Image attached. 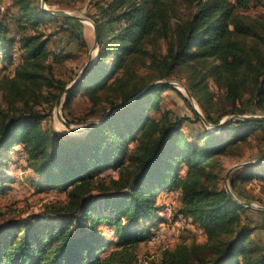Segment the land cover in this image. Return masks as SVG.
Returning a JSON list of instances; mask_svg holds the SVG:
<instances>
[{
	"label": "trees",
	"instance_id": "1",
	"mask_svg": "<svg viewBox=\"0 0 264 264\" xmlns=\"http://www.w3.org/2000/svg\"><path fill=\"white\" fill-rule=\"evenodd\" d=\"M182 1L193 6L186 18L178 14ZM10 3L16 12L0 17V91L11 106L0 117V194L14 182L9 154L18 146L36 186L64 192L66 201L46 217L0 225V264H136V248L164 222L158 195L173 190L179 192L176 215L190 219L206 240L163 249L153 264H264V246L242 216L248 208L219 185L220 157L264 130V119H235L208 130L181 94L192 117H170L161 111V95L178 90L163 81L85 135L61 138L42 126L49 114L37 109L56 103L67 86L53 74L58 56L39 25L54 22L55 30L68 31L70 17L51 14L31 0ZM89 4L97 54L65 96L67 120L78 97L89 102L84 119L101 118L154 80H180L177 71L183 70L187 89L212 125L229 114H247L246 103L264 108V22L245 19L249 0ZM68 36L87 47L79 32L71 29ZM159 39L166 45L164 55L146 48ZM141 67L148 72L140 73ZM208 79L223 90L229 109L216 110ZM185 126L192 130L184 132ZM253 167L245 166L243 177L231 176V187L237 180L264 181V162ZM109 171L117 178L103 176ZM102 225L112 229L114 240Z\"/></svg>",
	"mask_w": 264,
	"mask_h": 264
},
{
	"label": "rangeland",
	"instance_id": "2",
	"mask_svg": "<svg viewBox=\"0 0 264 264\" xmlns=\"http://www.w3.org/2000/svg\"><path fill=\"white\" fill-rule=\"evenodd\" d=\"M31 1L35 4H38L40 8H42L41 0ZM89 1L90 0H49V2L46 3L44 0V8L47 12L58 15L52 13L51 11L61 10L70 14L67 16L70 17L67 25L70 26V30L73 29L74 31L79 32L87 45L86 48H83L77 38L68 36V31L70 30L63 32L55 30L56 25L54 22L47 23L46 25H39V28L44 30L46 34L50 36L48 48L51 50L54 56H58V62L52 63L53 74L56 78L66 82L67 86H69L78 76L79 72L86 64L88 56L90 55L93 48V27L90 22L79 19L82 16L89 18V15L93 12V8L90 6ZM0 5H3L4 7V11L0 12V17L5 15L6 12L9 14L16 12V9L11 6L10 0H0ZM192 9L193 6L185 4L184 2L180 3L178 8L179 17L186 18L187 15L192 12ZM243 15L245 19L250 22H264V0H249V6L247 10L243 12ZM59 22H63V18H60ZM11 34L15 38L18 36V33L15 31L13 26L11 27ZM146 48L148 50H153L157 53H160L161 55L166 53V45L162 39L155 41L151 46L147 45ZM16 54V56L14 55V57H16L14 62L15 64L18 61V53ZM96 54L97 48L95 51H92V63ZM145 72H148V69L141 67L140 73L145 74ZM177 75H179L180 80L175 78L170 80H154V82L158 83H162L163 81H166V83L170 82L167 84L178 90L177 92L176 90L169 89L162 93L160 100L161 111L167 112L170 117H192V111L182 97L184 96L187 98L185 91L177 84L181 83L186 87V84L188 83V71H177ZM208 84L209 90L214 95L213 100L216 101V110L220 112L229 109V103L226 102L223 97V90L216 86L213 79H208ZM64 94L65 90L59 96V100H61L60 112L63 119L71 124L70 128H66L57 118L55 108L57 102L51 106L42 105L37 107L38 111L41 113L49 114L46 119L42 121V126L44 128H50L55 135L61 138L81 137L86 134V130L83 132H74L72 130L84 129L85 127L92 126L94 124L93 121L99 120L100 118L98 116H92L84 119L85 113L89 108V102L85 97H78L75 103L72 105L71 115H69L67 120L64 114L65 112L63 111V103L65 99V97H63ZM188 101L190 102L189 99ZM19 105L20 103H16V106ZM244 106L249 110L247 114H229L223 119L230 116H236L234 120L247 118L264 119L263 107H260L255 103H246ZM10 107L11 106L7 103L6 98L0 91V117L2 116L1 112H9ZM201 125H203L208 130L214 131L217 129L206 126L202 120ZM201 125L199 123L195 124L196 127ZM183 130L184 132H190L192 129L185 126ZM9 155L11 157L9 166L12 168V171H9L8 174L14 177V182L10 184V188L6 190L5 194H0V225L10 220L15 222L27 221L33 218V216L46 217L48 216L47 214L54 208L65 203L66 197L64 192L57 190H44L36 186L38 181L37 177L26 165L25 155L20 147L16 146ZM220 162L222 169L219 173V185L224 188L227 170L235 164L246 163L232 171L227 179V182L236 198L244 202H252L256 205L255 207L244 206L248 209L242 213V216L249 224L251 230H253L252 237L257 239L264 246V181L254 178L248 182L241 183L237 180L235 188H232L230 185L231 176L243 177L245 175V166L252 165V169H254L253 166L264 162V130H259L257 133L250 135L245 142L237 143L227 155L220 157ZM103 176H112L117 178V173L115 171H109ZM178 198L179 192L175 190L159 193L158 203L160 208H162L166 202H172V211L169 215L162 214L164 222L158 225L156 229L150 231L148 234L149 238L138 245L136 248V264L156 263L159 260L163 249H171L176 244L181 242H185L187 244L193 241L197 243L205 242V235L199 228L194 226V224L192 225L190 223L188 225H183L180 223V218L182 217L176 215L175 211L178 206ZM101 227L103 229L104 235L108 239H115L114 232L110 227L106 225H102ZM151 232H154V234L152 235Z\"/></svg>",
	"mask_w": 264,
	"mask_h": 264
},
{
	"label": "water",
	"instance_id": "3",
	"mask_svg": "<svg viewBox=\"0 0 264 264\" xmlns=\"http://www.w3.org/2000/svg\"><path fill=\"white\" fill-rule=\"evenodd\" d=\"M41 6H42V8H43L44 10H46V9L44 8V0H41ZM51 12H52V13H55V14H58V15H61V16H68V15H70L69 13L64 12V11H61V10H52ZM79 19L82 20V21H88V22L91 23V25H92V27H93V30H94V43H93L92 51H95L96 48H97V39H98V33H97L96 26H95V24L93 23V21L90 20V19L87 18V17L82 16V17H80ZM92 51H91L90 55L88 56V60H87L86 64L84 65V67L82 68V70L79 72L78 76L75 78V80H73V82H72L69 86L66 87V89H65V94H64L63 97H65V96L67 95V93H68V92H69V91L75 86V84H76V83L82 78V76L86 73L87 69L89 68V66H90L91 63H92ZM93 60H94V59H93ZM167 83H170V82H167ZM157 84H159V83H158V82H153V83L149 84V85L146 86V87H145L140 93H138L137 95H135L134 97H132L130 100H127L126 102H124V103L118 105L117 107H115V108H113V109H109V110H107V111L105 112V114H104L99 120L93 121L94 124H93L92 126H94V125H96L97 123H99V122L101 121V119H102L103 117H105L106 115L112 113L113 111H115V110H117V109H119V108H121V107H124V106L128 105V104L131 103L133 100L137 99L141 94L145 93L146 91H148L150 88H152L153 86H155V85H157ZM177 84H178L180 87L183 88V90L185 91L186 97L190 100L191 105L193 106V108L195 109V111L199 114L201 120L204 122V124H205L206 126H208V127H210V128H220V127H221L226 121L234 120V118L236 117V116H230V117H228V118H225V119L221 120L220 123H219L218 125H212V124H210V123L207 122L206 119L203 117L202 113L200 112L198 106L196 105V103H195V101H194V99H193L191 93L189 92V90H188L184 85H182L181 83H177ZM60 104H61V100H58V101H57V104H56V107H55V108H56V111H57V112H56V113H57V118L60 120V122H61L66 128H70V125H71V124L68 123V122H66V121L63 119L62 115H61V112H60ZM243 118H244V117H243ZM92 126H88V127H85L84 129H77V130H72V131H74V132H83V131H85V130L88 131ZM244 164H246V163L235 164V165H233L232 167H230V168L227 170V172H226L225 190H226V192L230 195V197H231V198H232L237 204L242 205V206L255 207L256 205H255L254 203H252V202H248V201H247V202H244V201H241V200H239L238 198H236V197L234 196V194L232 193V191H231V189H230V186H229V184H228V182H227V179H228L230 173H231L232 171H234L236 168H239V167L243 166ZM263 208H264V207H263Z\"/></svg>",
	"mask_w": 264,
	"mask_h": 264
},
{
	"label": "built area",
	"instance_id": "4",
	"mask_svg": "<svg viewBox=\"0 0 264 264\" xmlns=\"http://www.w3.org/2000/svg\"><path fill=\"white\" fill-rule=\"evenodd\" d=\"M4 11V7H3V5H0V12H3ZM172 202H166L163 206H162V208H161V210L158 212L159 213V215H161L162 216V214H164V215H169L170 213H171V211H172ZM181 219V222L180 223H182L183 225H188V224H192V222H191V220L190 219H187V218H180ZM193 225V224H192Z\"/></svg>",
	"mask_w": 264,
	"mask_h": 264
},
{
	"label": "bare ground",
	"instance_id": "5",
	"mask_svg": "<svg viewBox=\"0 0 264 264\" xmlns=\"http://www.w3.org/2000/svg\"><path fill=\"white\" fill-rule=\"evenodd\" d=\"M57 112V111H56Z\"/></svg>",
	"mask_w": 264,
	"mask_h": 264
}]
</instances>
